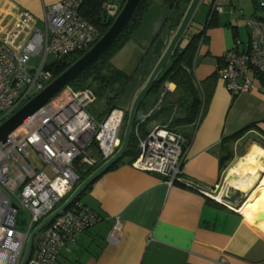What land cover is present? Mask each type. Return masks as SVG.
I'll return each mask as SVG.
<instances>
[{"label": "crops", "instance_id": "crops-1", "mask_svg": "<svg viewBox=\"0 0 264 264\" xmlns=\"http://www.w3.org/2000/svg\"><path fill=\"white\" fill-rule=\"evenodd\" d=\"M57 1L0 0V25L24 10L38 25L45 5ZM214 1L222 6V12H216L217 22L203 32L193 64L194 78L207 99L205 108L194 124L180 127L181 133L192 137L182 180L169 185L163 177L135 169L128 162L106 171L80 198L100 221L79 234L54 264H264V221L260 225V220L251 221L238 209L240 202L225 198L227 170L254 144L264 149V79L251 72L250 90L232 96L216 75L223 53L239 34L238 23L245 25L244 19L264 13L257 0H209L206 16ZM168 15L162 0H155L140 27L117 53L123 58L120 64H113L131 80L115 108L129 110L166 48L173 34L166 27ZM163 86L160 96L149 99L142 111L159 103L157 109L174 105L173 115H179L174 104L176 85L169 83L166 94ZM159 123H168L163 114L148 124L147 131ZM243 129L236 139L229 140ZM227 150L231 155L221 170L220 159L227 156ZM221 178L225 187L217 193ZM259 184L257 181L254 188ZM205 192L219 196L224 203ZM116 218L121 231L109 239Z\"/></svg>", "mask_w": 264, "mask_h": 264}, {"label": "built area", "instance_id": "built-area-1", "mask_svg": "<svg viewBox=\"0 0 264 264\" xmlns=\"http://www.w3.org/2000/svg\"><path fill=\"white\" fill-rule=\"evenodd\" d=\"M86 1L59 0L45 5L44 29L25 10L0 25V123L57 77L49 69L51 63H73L98 41L99 31L81 14ZM257 6L264 13V0H257ZM102 9L113 18L120 11L110 0ZM216 12L221 13L222 6L214 1L209 19ZM244 23L249 30L247 43L235 39L216 69L232 96L250 90L251 72L264 79V16L246 18ZM163 89L167 92L169 83ZM92 100L90 91H74L67 85L0 142V264H19L28 235L66 200L81 180L80 170L103 163L119 148L126 112L113 108L105 118L96 120L88 111ZM158 107L159 103L142 111L137 119L134 133L139 154L131 166L157 174L171 185L182 180L187 138L168 123L156 124L141 136L140 125ZM185 183L193 186L190 181ZM25 212L21 229L20 216ZM100 219L91 208L74 200L42 228L26 264H54L79 234ZM120 231L121 222L116 218L109 239Z\"/></svg>", "mask_w": 264, "mask_h": 264}, {"label": "trees", "instance_id": "trees-1", "mask_svg": "<svg viewBox=\"0 0 264 264\" xmlns=\"http://www.w3.org/2000/svg\"><path fill=\"white\" fill-rule=\"evenodd\" d=\"M109 0H87L81 8L82 16L87 19L91 24H93L100 34H104L107 29L112 24L114 18L108 16L102 9L104 2ZM126 0H121L119 9L122 8ZM190 0H162L164 8L168 11V18L166 27L171 31H175L178 27L180 20L186 10ZM204 2V0H203ZM202 2V3H203ZM155 0H142L134 12L132 18L128 22L127 26L116 40V42L96 61L90 64L86 69H84L75 79L69 83V87L74 91H84L88 90L93 95V100H104L106 105L107 113L116 107L118 98L121 96L122 92L130 82L131 78L128 74L117 68L112 63V58L115 56L123 46L129 41L131 36L137 31L143 22L147 12L154 5ZM211 6V3L210 5ZM193 22V21H192ZM216 13L211 15L209 19V11L207 14L206 23H204L203 29L200 33L192 35L184 46L179 44L173 57L162 70L157 80L152 85L151 89L148 91L144 99L142 100L139 110L142 111L144 106L149 99L160 96L161 88L164 83H174L176 85L175 91H177V98L175 100V105L177 107L176 113L179 115L175 116L174 105L162 106L161 109L155 110L147 119L140 125L141 136L144 137L147 134L148 124L154 119L158 118L161 114L165 116L170 127L175 130L181 131L180 127L194 124L204 111L205 108V94L199 88L198 84L193 75V64L195 55L199 46V41L203 35L205 29L216 23ZM191 26V25H190ZM190 29V27H189ZM186 32V35L189 31ZM72 61H56L50 64L49 69L53 71L54 76L60 75L65 71ZM262 78V77H260ZM166 94V93H165ZM162 100L164 98V95ZM144 111H148L145 108ZM128 116V111L126 112L124 124L121 133V140L123 137V132ZM137 120L134 121L128 148L124 155L113 164L107 171L115 169L120 164L131 163L139 154L138 141L134 133V128L136 126ZM195 126V125H194ZM243 129L238 133L229 137V140H234L236 137L244 132ZM187 138V145L190 144L191 134L183 133ZM227 156L220 159V169L225 168V162L230 158V151L227 150ZM102 163H99L93 167H83L80 170L81 181L88 177L96 168H98ZM79 182V183H80ZM78 183V184H79ZM94 183V182H93ZM89 184L75 199L80 200L81 196L85 193L87 189L93 184ZM74 187V189L78 186ZM73 189V190H74ZM36 240V236H35ZM35 240L33 241L31 247V253L35 247ZM30 253V254H31Z\"/></svg>", "mask_w": 264, "mask_h": 264}, {"label": "water", "instance_id": "water-1", "mask_svg": "<svg viewBox=\"0 0 264 264\" xmlns=\"http://www.w3.org/2000/svg\"><path fill=\"white\" fill-rule=\"evenodd\" d=\"M141 1L142 0H126L117 16L114 18L110 27L98 39V41L89 51H87L79 59L73 62L65 71L58 75L42 91L37 93L12 115L2 121L0 123V142L3 141L9 134L14 132L17 128H19L29 117H31V115H33L37 110L44 106L63 87L69 85V83L73 79H75L84 69H86L90 64H92L101 55H103L119 38ZM202 1L203 0L189 1L186 10L180 20V23L170 37L166 48L154 65L145 83L135 95L128 110V116L119 148L109 159L104 161L88 177L81 181L66 198V200L61 205H59V207H57L53 212L47 215L35 228L32 229V231L28 235L23 255L19 264H26V261L31 253V247L35 235L40 232L48 222L59 215L60 212L67 209L89 184L93 183L97 178L103 175L124 155L128 148L134 121L137 120L141 115V111H139L138 108L142 100L151 89L152 85L157 80L162 70L166 67V65L173 57L176 49L178 48L187 30L189 29L191 22L193 21V18ZM246 195L247 194H244L238 188L228 187L226 190L225 198L231 203H242L245 200ZM255 220H264V210L257 212Z\"/></svg>", "mask_w": 264, "mask_h": 264}, {"label": "bare ground", "instance_id": "bare-ground-1", "mask_svg": "<svg viewBox=\"0 0 264 264\" xmlns=\"http://www.w3.org/2000/svg\"><path fill=\"white\" fill-rule=\"evenodd\" d=\"M226 181L231 187L248 194V199L246 198L239 210L255 222L257 212L264 210V149L257 144L250 147L245 155L227 170ZM257 181L260 184L254 188ZM217 199L220 197L217 196ZM263 221L260 220L258 224Z\"/></svg>", "mask_w": 264, "mask_h": 264}, {"label": "rangeland", "instance_id": "rangeland-1", "mask_svg": "<svg viewBox=\"0 0 264 264\" xmlns=\"http://www.w3.org/2000/svg\"><path fill=\"white\" fill-rule=\"evenodd\" d=\"M110 1L114 5H116L117 7H119L120 2H121V0H110ZM208 1L209 0H205V2H203L201 4V6L199 7V9H198V11H197V13L195 15V18H194V20H193V22L191 24V27H190L187 35H185V37H184V39H183V41L181 43V46H184L186 44L189 36L193 33V31L198 30V29L200 30L202 28L203 24L206 23L207 16H206V13H205V7H206L205 5H206V3ZM38 26H39V28L44 29L43 23L39 22L38 23ZM238 30H239V34L238 35L236 34L235 39H239L244 44L247 43V41L249 39V30H248V28L243 23L240 22V23H238ZM102 35L103 34H100V37ZM241 47H242V45H240V48ZM122 58H123L122 56H119L118 54H116L112 58V63H114V64H120V61H121ZM36 61H37V59L36 60L35 59L32 60V62H36ZM88 111L90 112V114L96 120H102L107 115V111L105 110V102H104V100H97V101L92 100L91 104L88 107ZM32 155H33L34 158L37 157L36 154H33L32 153ZM225 181H226V179H225ZM228 186L231 187V185H229V184H228ZM224 187H225L224 180H223V178H221V180L219 182L218 189H217V193L223 191ZM248 197L249 196L247 194L246 197H245V200L242 202L243 204L246 202V200L248 199ZM242 203L240 204V206L238 207V209H240V207L243 205ZM26 216H27L26 212L23 213L20 216V224L18 225V227L21 228V229H24V227L22 226V224H23V219H25ZM39 233L40 232H38L35 236H38ZM34 240H35V237H34Z\"/></svg>", "mask_w": 264, "mask_h": 264}]
</instances>
